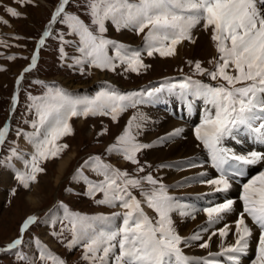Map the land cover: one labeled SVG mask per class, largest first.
Segmentation results:
<instances>
[{
	"label": "snow or ice",
	"instance_id": "1",
	"mask_svg": "<svg viewBox=\"0 0 264 264\" xmlns=\"http://www.w3.org/2000/svg\"><path fill=\"white\" fill-rule=\"evenodd\" d=\"M17 3L27 6L35 4V0H17ZM71 3L72 0H58L29 65L16 80L17 87L24 80V74L37 67L39 51L53 35V25L56 24L67 29L66 33L57 34L61 59L67 57L64 45H74L79 55L72 57L73 65L69 66H79L82 75L85 66L113 72L123 66L124 71L139 74L149 67L144 63L145 53L148 57L155 54L160 57L175 56L177 47L183 42H196L193 30L200 26L205 32H210L218 55L209 61L214 65L211 70L202 67L200 61H195V73L221 83L213 86L186 76L178 82H165L159 87L142 91L122 92L112 85H105L92 96H79L57 85L34 81L45 91L37 96L29 94L28 97L31 101L29 109L34 110L36 118L31 123L33 131L24 135L33 151L30 158L24 160L25 170L16 171L15 175L24 189L38 182V175L45 172L42 164L59 158L69 147L62 141L74 134L73 118L107 116L118 122L129 109L151 103L164 91L180 96L187 101L185 106L188 108L191 107L190 97L203 98L211 106L205 109L200 123L194 128V135L217 175L208 178V173L201 172L195 177L185 178L177 186L195 182L212 189L201 195L227 193L233 187L234 179L247 176L250 167L264 164V151L254 148L246 153H237L225 146L227 139H234L241 132L246 133L255 144L264 146V0H85V14L90 23L68 10ZM6 10L12 17L22 16L15 8L8 7ZM3 23L9 22L3 20ZM108 23L118 32L129 30L137 35L143 34V46L133 48L111 39L106 35ZM66 35L76 37V40L65 39ZM3 43L0 41V44ZM7 59L14 60L16 57L8 56ZM11 99V111H15L18 96L13 95ZM147 120L141 112L132 115L105 153L140 165L138 154L156 144H166L180 137L184 131L183 128H175L153 143H143L139 137ZM9 127L8 123L0 127V146L6 141ZM107 131L105 128L99 135ZM17 135H20L19 131ZM12 157L20 158L16 148L10 150L8 159ZM164 166L168 165H161ZM197 166L194 160L188 162V167ZM178 167L184 170L182 166ZM85 169L100 179H90L84 174ZM144 171V166H139L137 172ZM72 180L86 185L84 194L89 198L95 199L98 193L102 194L101 199H95L96 204L118 206L123 210L111 215H87L71 211L62 202L59 204L63 214L52 224L59 223L60 228L50 234L61 243L66 241L70 250L81 246L82 259L88 264H241V258L248 255L253 236L246 217L259 231L250 264H264V170L242 184L239 200L243 210L233 222L235 231L232 232V225L224 223L223 227L211 231L207 239H204L203 233L232 214L236 201L226 198L223 202L209 201L202 208L189 209L170 194L169 186L151 173L133 175L114 167L99 154L85 159L75 170ZM135 192H139L140 198ZM11 194H16L15 188ZM144 205L156 214L155 218L145 212ZM200 212L206 216V224L198 226L189 237L181 236L173 214L194 220ZM117 220L121 222L117 224ZM37 222L35 214L28 215L20 224L16 238L0 246V253L13 252L19 264H67L39 238L25 240V234ZM65 233L71 239H67ZM230 233L234 236V243L226 244L224 241ZM216 236L222 241L218 252L209 251L207 256L185 254L183 249L191 247L194 242H199L201 249H209ZM30 242L35 245L32 254L22 250Z\"/></svg>",
	"mask_w": 264,
	"mask_h": 264
},
{
	"label": "rangeland",
	"instance_id": "2",
	"mask_svg": "<svg viewBox=\"0 0 264 264\" xmlns=\"http://www.w3.org/2000/svg\"><path fill=\"white\" fill-rule=\"evenodd\" d=\"M57 1L58 0H35V4L25 6L17 3V0H0V41L4 42L3 44H0V69H3L0 70V124H2V120L5 119L7 115V105L9 103V97L11 96L15 78L18 75L20 69H22V67L27 64L28 59L34 49V44L42 32L43 27L46 25L47 22L45 21L48 19L49 14L51 15V12ZM8 7L17 9L22 13V16L19 18L12 17L6 10ZM3 20H7L9 23L4 24ZM86 23H90V21ZM62 31L65 32V28L61 27L58 29V33ZM119 33H121V31ZM106 35L111 36V38H119L118 34L116 35L115 32L111 34L107 32ZM53 36L50 37L52 42H54ZM57 44L61 46L60 42ZM54 49V55L58 54L59 47ZM47 53L48 52L44 54H42V52L39 53L38 62H40L41 57H43L42 64L31 71V75L37 76L38 74H44L43 76L47 77L45 79H55L58 81L61 80L62 83H64V86L68 88H70L69 85H72V88L74 86L81 87V85L82 88H86L85 86H89L94 82L95 79H102L104 77V79L109 78L110 81L115 79V81L120 85L126 86L130 83H136L140 81L145 82L151 78L163 76L166 73H173V71H182L184 73L192 74L195 73L194 62L197 60L202 63V67H207V65L205 66V63H207L204 61L205 59H202L199 56H186V54H178L177 52V55L172 57H164V59L152 58L153 61H151V66L149 65L147 69H142L139 74L133 72H124V69H120L118 71L119 73L111 71V74H113L110 76L109 74L103 73L105 71L100 73L99 71L92 70L90 77V72L88 70L86 75L76 76V74L71 75V73L62 70L55 65V62L57 61V55L54 56V61L52 64V58L50 61L45 58ZM8 56H15L16 59L8 60ZM143 59L145 64L149 63L151 60L147 57H143ZM188 59L194 62L184 65V61H187ZM60 66H62V64ZM58 72H61V74L59 75ZM97 76H99V78H97ZM25 82L26 79L24 83ZM26 86L27 84L25 83L22 87V90L20 91V105H23L24 101L27 99L26 91H24ZM30 103L31 101L29 104ZM19 108L16 109L12 117L14 120L12 128L16 132H11L12 134L10 136V140L8 142L6 141L0 147V246H4L12 239L16 238L18 235L19 226L22 221L28 215L35 214L38 217V222L30 228L29 232L25 234L26 241H29L31 237H37L43 243L48 245V247L54 253L65 259L66 262H69V264L88 263L82 259L83 248L81 246H77L70 250L66 247V241L61 243L56 238L51 236L50 233L53 230L59 231L60 224L57 223L53 225L52 221L58 216H56L55 212L49 218V213L54 208H57L56 205L53 207L55 202H58L59 204L62 202L63 204L67 205L71 211L73 209L76 212L87 215L91 213L102 214L108 209V207L105 205H99L98 207V204L95 203V199L100 198L99 193L95 199L89 198L84 194L86 191V185L83 182H75L72 180L75 170L80 167L84 162L83 160L87 159L90 155H102L106 161L108 160L107 162L111 163L112 165L114 164L119 168L125 164L127 166L124 167L127 168L122 169H125L134 175L139 166H143L142 160L140 159V165H137L136 167L134 164L123 160L121 156H109L105 153L107 146L114 142L115 133L120 134V130L122 131L124 128V118L127 116V114H129L130 110L124 113L119 118L118 122H113L111 118L107 116L73 118L71 123L74 129V134L64 138L62 141V143H67L69 147L59 158L51 159L50 161L42 164V167L45 168V172L38 175V182L32 183L29 189H24L16 180L15 175L16 171L25 170V159L21 161L20 166L17 168L13 176H11V170L7 163L5 165V162L9 161L8 157L10 156V150L12 148H16V150L19 151L21 144L22 150L28 153V151H26L24 148L26 139L22 140L24 135L21 136V132L19 130L22 128V126H20V122L25 121L24 123L26 125L28 124L29 127L26 128L30 129L32 128L31 123L36 117H33L31 111L26 110L28 112H24L23 108ZM139 108L140 107L137 109L139 110ZM144 108L145 107H143V109ZM137 109L133 110L132 115L135 114L134 112H136ZM140 111H142L141 113H144V115L151 114V111H147L146 109H141ZM153 114L155 115V113ZM30 117L33 118L28 119ZM146 123H149L148 120ZM105 128L108 130L107 133L104 135H99V133ZM150 128L151 127H148L149 130L145 128L143 131L144 133L142 132V134H152L154 129ZM18 131L20 132V135H17ZM167 144L168 143L163 144L162 147H167ZM144 153V162L145 164L148 163L146 165L148 166V173H150V171L153 169L154 177L158 178L159 176L157 175L156 169L154 168H156L157 164L161 163H157L150 159L146 150H144ZM67 157L70 158L66 163L65 170L61 175H59V162L64 161ZM11 160H13L15 165H18L21 158L12 157ZM164 162L165 161H163V163ZM84 174L93 180L100 179V177L95 176L88 169L84 170ZM144 174L147 175V173ZM14 188L16 189V194L12 195L11 190ZM67 189H71L72 193L71 191H67ZM136 193L139 194V192ZM55 211L60 212L59 208L55 209ZM179 218L181 217L173 218L174 220L176 219L175 225H182L187 228L190 227L191 230L193 229V231L196 230V228H194L195 222H193L192 219ZM179 234L181 235L180 231ZM66 237L67 239H71L70 235H67ZM212 241L218 245H220L222 242L219 236L213 237ZM224 243H230L229 239L224 241ZM22 250L26 253L32 254L35 251V245L31 242L26 243ZM12 253L13 252L0 253V264L7 263L8 261H11L12 264H19V262L16 261V258L14 259L13 257H7V255Z\"/></svg>",
	"mask_w": 264,
	"mask_h": 264
},
{
	"label": "bare ground",
	"instance_id": "3",
	"mask_svg": "<svg viewBox=\"0 0 264 264\" xmlns=\"http://www.w3.org/2000/svg\"><path fill=\"white\" fill-rule=\"evenodd\" d=\"M193 35L196 39V42L195 43H190L187 41L183 42L181 45H179L177 47L178 54H186V56H194V55L199 56L200 58L205 59L204 61H206V62L208 60H211L213 57L217 56V54L215 53L214 44L210 39V32H205L202 28L197 27L196 29L193 30ZM118 36H119L120 40H122L124 42H134L136 40L134 37V34L126 32L124 30H121V33H119ZM97 78H99V76H97ZM112 82H114V80ZM66 85H67V82H66ZM69 86H70V88H72L71 87L72 85H69ZM11 105H12V103H11ZM143 107H145V106H143ZM143 107H140L139 110L137 109V111L134 113L136 114L137 112H142V111H140L141 109L142 110L146 109L147 111H151L150 115L148 113H147L148 115H145L148 118L149 123H146L148 125H145L144 127L146 129H148V127H151L154 129V132H155V130H156V132L155 133L153 132L154 134L153 133L152 134L151 133L150 134L149 133L141 134L139 137V140L141 142L153 143V142L157 141V137L160 136L162 133H167V132L172 131L175 128L180 127V122H175L174 120H171L168 116H165L164 114L160 113L158 110H156V109L154 110V109H151L149 107H145L143 109ZM152 112L155 113V115ZM149 124H150V126H149ZM144 129H143V131H144ZM166 146L167 147H162V146H160V144H156L152 148L147 149L146 151H147V154L150 157V159H152L153 161H155L157 163H161V164H157L155 169H156L157 175L159 176L158 178L165 185L167 184V186H169L170 194L172 195L174 193L182 192V191L197 192V191H200L202 188L204 189V187H198V186L195 187L194 184H189V186H184V187H180V188L176 187V183H178L184 175L188 174L186 176V178H191V177L197 176L196 171L194 172L192 169H187L184 171H175V170H171L168 167H167V169L164 167H161V165L163 164V161L175 160V159L183 158V157H189V156H192V155L197 154L199 152L198 151L199 150L198 144H196L194 142V140L189 135V133L185 132L182 140H179V139L174 140L172 143H168ZM24 148L28 152L33 151L31 144H29L27 140L25 142ZM69 158L70 157H67L64 161L59 162V166H58V174L59 175H61L63 173V171L65 170L66 163H67ZM190 187H192V188H190ZM187 188H190V189L185 190ZM55 209H58V208H54L53 210H51V212L49 213V217L52 216V214L55 212ZM58 213L62 216V213H60V212H58ZM177 217H180V216L178 214H173V218H177ZM197 218H198V216H197ZM179 219H181V218H179ZM197 220L198 219H194L193 222H196ZM176 227H177L178 232L180 231L181 235H183V236L187 235L191 230L190 227L187 228V227L182 226V225L181 226L176 225ZM203 237H205L204 233H203ZM227 239H229L230 243H232V239H230L229 237ZM219 246L220 245H218L214 241H211L209 249H201L198 247V244L193 243V245L191 247L184 248L183 250H184V252L188 253L189 256L195 255L193 253H196L198 255H202V254L208 253L209 251L219 250Z\"/></svg>",
	"mask_w": 264,
	"mask_h": 264
}]
</instances>
